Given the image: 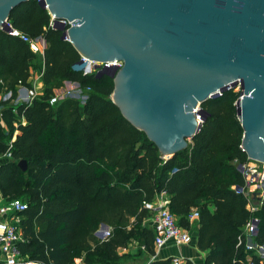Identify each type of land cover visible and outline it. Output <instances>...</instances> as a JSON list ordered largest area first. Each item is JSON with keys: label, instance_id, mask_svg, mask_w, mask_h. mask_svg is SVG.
I'll list each match as a JSON object with an SVG mask.
<instances>
[{"label": "trees", "instance_id": "trees-1", "mask_svg": "<svg viewBox=\"0 0 264 264\" xmlns=\"http://www.w3.org/2000/svg\"><path fill=\"white\" fill-rule=\"evenodd\" d=\"M48 17L36 0L20 2L8 16L19 33L45 41L42 91L27 102L11 103L18 85L32 88L30 70L40 57L0 28V92L11 93L0 112V153L10 152L0 164V192L5 200L27 203L19 220L20 255L42 264H71L75 258L81 264H121L117 250L132 239L152 253L154 232L143 223L151 211L144 202L165 193L181 227L189 226L187 215L196 208V246L205 252L204 264H263L245 247L243 227L252 218L257 223L251 241L264 243V201L246 207L245 179L236 167L249 160L235 113L239 90L229 87L203 100L206 116L198 130L184 148L162 158L111 101V77L71 69L79 54L61 30L47 26ZM63 81L77 83L84 101L65 96L49 104ZM19 159L25 160L23 170ZM100 224L108 226L103 239L93 233Z\"/></svg>", "mask_w": 264, "mask_h": 264}, {"label": "water", "instance_id": "water-1", "mask_svg": "<svg viewBox=\"0 0 264 264\" xmlns=\"http://www.w3.org/2000/svg\"><path fill=\"white\" fill-rule=\"evenodd\" d=\"M25 0H0V28ZM86 59L121 61L111 101L167 158L206 116L200 103L239 85L234 101L240 147L264 164V0H39ZM198 118V119H197ZM20 169L24 159L16 162ZM240 168V164L236 166ZM255 226L256 218L251 219ZM105 226V225H104ZM106 227V226H105Z\"/></svg>", "mask_w": 264, "mask_h": 264}, {"label": "built area", "instance_id": "built-area-1", "mask_svg": "<svg viewBox=\"0 0 264 264\" xmlns=\"http://www.w3.org/2000/svg\"><path fill=\"white\" fill-rule=\"evenodd\" d=\"M37 2L39 0H36ZM45 8V6H44ZM46 9V8H45ZM47 11V10H46ZM47 26L51 28H56L61 26V30L65 31L66 28L71 24L68 19L65 18H55L49 14ZM10 25V24H9ZM11 26V25H10ZM10 32L12 34L18 35L21 40L27 42L29 49L36 53L39 57L42 56V51L45 46V41L42 37H29L25 34L19 33L16 29L12 28ZM64 40L68 41V37L65 34L63 36ZM121 65V61L117 59L106 60V61H95L89 60L85 57L79 55L77 61L71 64V69L79 71L82 74L95 73L103 67L114 66L118 68ZM25 89V95L23 96L24 102L31 100L35 96V91L33 88ZM10 91L3 94V100L10 97ZM70 96L77 98L80 102H83L86 98V93H84L78 86L77 83L73 82L70 88H63L61 96L57 95L55 92L49 96L48 103L52 104L61 97ZM16 101V100H14ZM10 157V152L0 153V162L8 159ZM164 158V157H162ZM258 164V165H257ZM245 179V188H250L253 186L252 192L258 199L259 204L264 201V164L248 160L245 163L240 164L239 168ZM253 177L255 179L253 180ZM236 190L242 191V188H236ZM255 190V191H254ZM244 192V191H243ZM167 198L166 197H156L150 202H144V207L149 209L152 213L149 217L150 225L153 229V247H161L167 241H171L172 244L188 245L191 242V236L187 229L181 227L176 222L175 216L167 208ZM27 203L20 198H12L9 200L0 201V264H42L39 261H32L26 256L20 255L17 249V242L22 240L19 220L21 216V211L25 209ZM249 209L255 208L254 206H249ZM198 215L196 208H192L187 215L188 220L196 218ZM245 233L250 236L254 231V225L251 219L244 224ZM101 229L100 237L103 239L108 233L107 227H98ZM98 229L95 233L98 234ZM246 237L245 247L249 249H254V252L263 262L264 258V244H256L251 241L250 237ZM143 248V245H140ZM180 256H172L170 263L179 264L181 262ZM71 264H81L80 259L75 258Z\"/></svg>", "mask_w": 264, "mask_h": 264}, {"label": "crops", "instance_id": "crops-1", "mask_svg": "<svg viewBox=\"0 0 264 264\" xmlns=\"http://www.w3.org/2000/svg\"><path fill=\"white\" fill-rule=\"evenodd\" d=\"M39 60H40V66H38V72H39L38 75H36V74L34 76L30 75V77H29V79L31 81L32 88L36 92L35 96L42 91V87H43V84H42V81L40 78V75H41V72L43 69L42 56L40 57ZM39 67H40V69H39ZM30 73H32L31 70H30ZM64 82L68 83L67 81H63V83ZM66 83H64L63 86H66ZM63 86H60L58 88H61ZM66 88H68V86ZM4 93H5L4 91L0 92V112L4 106L2 104V102L4 101L2 98ZM24 95H25L24 86L18 85L16 87L15 97H14L13 101H11V103L12 102L18 103V102L24 101L23 100ZM14 100H16V101H14ZM14 135H15V133L13 134V137H14ZM7 160L8 159L1 161L0 164L7 161ZM244 194L247 198V205H246L247 208L250 205L254 206L255 208L260 205L257 197L253 193L249 194L250 195L249 198L247 197L248 195L246 193H244ZM159 196L160 197H166V198L168 197L165 193H159L154 197V199L156 197H159ZM4 200L5 199L3 198V196L0 192V201H4ZM251 209H253V208H251ZM148 217H146V218H148ZM146 218H144L143 223L148 225V227H151L150 221ZM196 218H194L192 220H188L189 226L187 228L184 227L185 229H187V231L189 232V234L191 236V242L188 245L176 246V245L172 244L171 241H167L161 247H153V252L148 253L146 251V249L144 248V246H143V248H141L140 244H137L136 240L132 239L130 242L127 243L126 246H124L122 248L121 247L118 248L117 252L119 254H122V257L120 258L119 262L121 264H146L149 261H151L152 259L170 258V260H171L172 256H180L182 259H181V262L179 264H184L186 260L191 262V264H204L205 252L203 250L198 249L196 246V228H197ZM104 225L105 224H100L99 227L103 228L106 226L108 228L107 225H105V226ZM244 227H243V229H245ZM20 231H21V227H20ZM95 232L96 231L93 232L94 235L101 239L100 234H97ZM253 232H252V234H253ZM251 235L250 236L247 235V236L250 237V239H251ZM169 264H171V263L169 262ZM263 264H264V260H263Z\"/></svg>", "mask_w": 264, "mask_h": 264}, {"label": "rangeland", "instance_id": "rangeland-1", "mask_svg": "<svg viewBox=\"0 0 264 264\" xmlns=\"http://www.w3.org/2000/svg\"><path fill=\"white\" fill-rule=\"evenodd\" d=\"M38 66H40V60H36L35 62H34V65H33V67L31 68V71H32V73H31V75L32 76H34L35 74L36 75H38ZM39 69H40V67H39ZM68 83H66V82H64V83H66V86H63V84H62V86L63 87H61V88H56V89H54L53 90V93L55 92L58 96L60 95L61 96V93H62V90H63V88H66L67 86H68V88H70L71 87V84H73V82H70V81H67ZM233 89L234 90H240V88H239V85L236 83V84H234L233 86ZM109 97H110V99L112 98L111 97V94L109 95ZM258 165V164H257ZM255 179V177H253V180ZM251 188H253V186H250V188L248 189V188H245V190H244V193H246L248 196V198H249V194L250 193H252L253 191H252V189ZM255 191V190H254ZM254 193V192H253ZM152 213V212H151ZM151 216V214L149 215V217ZM149 217L148 218H146V219H148L149 220ZM100 228V227H99ZM98 231V234L99 233H101L100 231H102L101 229H98L97 230Z\"/></svg>", "mask_w": 264, "mask_h": 264}, {"label": "bare ground", "instance_id": "bare-ground-1", "mask_svg": "<svg viewBox=\"0 0 264 264\" xmlns=\"http://www.w3.org/2000/svg\"><path fill=\"white\" fill-rule=\"evenodd\" d=\"M198 119V118H197Z\"/></svg>", "mask_w": 264, "mask_h": 264}]
</instances>
